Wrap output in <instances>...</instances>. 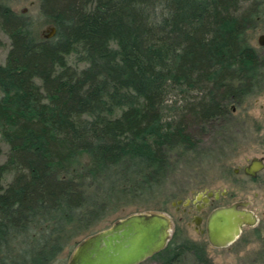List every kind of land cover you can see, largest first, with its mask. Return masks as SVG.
<instances>
[{
	"label": "trees",
	"instance_id": "trees-1",
	"mask_svg": "<svg viewBox=\"0 0 264 264\" xmlns=\"http://www.w3.org/2000/svg\"><path fill=\"white\" fill-rule=\"evenodd\" d=\"M256 10L253 0H41L57 32L39 37L0 0L10 39L0 62V264H50L129 194L159 189L172 156L199 146V126L264 82L248 36ZM196 248L174 238L154 257L178 264Z\"/></svg>",
	"mask_w": 264,
	"mask_h": 264
},
{
	"label": "rangeland",
	"instance_id": "rangeland-1",
	"mask_svg": "<svg viewBox=\"0 0 264 264\" xmlns=\"http://www.w3.org/2000/svg\"><path fill=\"white\" fill-rule=\"evenodd\" d=\"M5 1L15 12L24 14L32 21L33 30L37 36L42 37L44 32L47 33L48 27L53 25L52 20L41 12V0ZM0 35L4 41V45L0 48V62L4 63L10 49V39L3 32ZM248 36L251 44L254 45L256 43L255 31L250 30ZM181 99L182 95L178 94L175 96L174 102L172 101L165 107L167 119H172L177 115L179 106L182 104ZM227 110L225 115L217 118L213 123L199 126L201 129L198 131L197 138L201 139L194 152L175 153L172 156L169 174L159 189L151 195L142 193L143 196L136 198L129 194L117 208L107 210L85 232L71 237L72 240L50 264H69L84 239L112 226L119 219L140 211H153L167 215L171 220L170 239H174L176 235L174 222L180 215H183L177 210L178 199L185 200L198 189L231 188V180L241 179L244 196L259 201L264 200V197L256 199L254 190L257 186L248 185L245 180L249 176L244 171V167L249 165L252 159L260 157L264 153V86L245 97L242 102H230ZM203 127L206 129H202ZM3 146L7 151L8 146L6 144ZM5 159L4 155L2 161ZM237 169L240 171L236 172ZM259 176L264 178V171ZM183 226L186 236H196L193 226L187 223ZM79 230L80 228L73 230V235ZM239 245L240 241L234 245L233 249L238 248ZM228 251L227 249L210 248L209 255L214 259L211 264H223L221 256L224 253L228 254ZM226 262L238 264L240 260L229 257ZM187 263H191V254L189 256L185 254L178 264ZM139 264L164 263L152 256ZM258 264H264V261H260Z\"/></svg>",
	"mask_w": 264,
	"mask_h": 264
},
{
	"label": "water",
	"instance_id": "water-1",
	"mask_svg": "<svg viewBox=\"0 0 264 264\" xmlns=\"http://www.w3.org/2000/svg\"><path fill=\"white\" fill-rule=\"evenodd\" d=\"M47 31L45 36L52 37L57 28L50 26ZM262 169L264 160L256 157L245 167V173L256 176ZM256 221L252 211L237 205L218 208L210 222L211 240L219 246L228 245L244 226ZM170 229L171 220L163 213H133L84 239L69 264H139L167 246Z\"/></svg>",
	"mask_w": 264,
	"mask_h": 264
},
{
	"label": "flooded vegetation",
	"instance_id": "flooded-vegetation-1",
	"mask_svg": "<svg viewBox=\"0 0 264 264\" xmlns=\"http://www.w3.org/2000/svg\"><path fill=\"white\" fill-rule=\"evenodd\" d=\"M253 1L257 6L251 27V30L256 33V43L252 45L254 50L253 53L255 56L264 59V0ZM263 86L264 83L259 86V89ZM257 158L264 160V153ZM239 171L240 169L236 170V172ZM263 171L264 169L258 172L256 176L247 174L249 177L245 180L248 182V185L252 184L257 186L254 190L256 199L264 197V178L259 176ZM230 182H232L231 188L207 187L196 190L185 200L183 198L178 199L177 203L179 204L177 205V210L182 212L183 215H180L174 222L176 232L175 239L178 242L189 240L196 244L197 248L195 252L186 253L188 256L191 254V263H193L194 257H200L199 255H201L204 259L202 264H211L214 259L209 255L210 248L229 250L228 254L224 253L221 256L224 262L223 264H230L226 262L229 257L240 260L238 264H242V262H244V264H258L260 261H264V200L259 201L244 196L242 194L244 187L242 186L241 179L231 180ZM231 205H237L238 208L252 211L257 221L253 225L244 226L241 234L232 243L219 246L211 240V218L218 208ZM185 223L193 226V230L196 233L195 237L185 235L183 229V224ZM239 241V247L233 249L234 245H237ZM231 249L233 250L231 251ZM231 264L237 263L234 262Z\"/></svg>",
	"mask_w": 264,
	"mask_h": 264
},
{
	"label": "bare ground",
	"instance_id": "bare-ground-1",
	"mask_svg": "<svg viewBox=\"0 0 264 264\" xmlns=\"http://www.w3.org/2000/svg\"><path fill=\"white\" fill-rule=\"evenodd\" d=\"M50 26H54V25H50ZM50 26H49V27H50ZM49 27H48V28H49ZM55 27H56V26H55ZM56 32H57V31H56ZM48 33H49L48 31H47V33L44 32L43 35L45 36V34H48ZM55 34H56V33H55ZM46 37H47V36H46Z\"/></svg>",
	"mask_w": 264,
	"mask_h": 264
}]
</instances>
